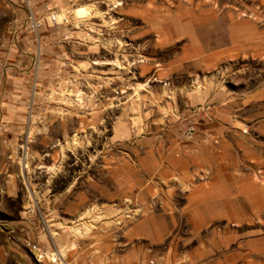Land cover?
I'll use <instances>...</instances> for the list:
<instances>
[{"label":"rangeland","instance_id":"obj_1","mask_svg":"<svg viewBox=\"0 0 264 264\" xmlns=\"http://www.w3.org/2000/svg\"><path fill=\"white\" fill-rule=\"evenodd\" d=\"M115 1L0 0V264H264V0Z\"/></svg>","mask_w":264,"mask_h":264},{"label":"bare ground","instance_id":"obj_2","mask_svg":"<svg viewBox=\"0 0 264 264\" xmlns=\"http://www.w3.org/2000/svg\"><path fill=\"white\" fill-rule=\"evenodd\" d=\"M116 2L115 0H113V3ZM89 7H90V10H92L95 14H98V15H101L102 17V13L101 11L97 8L96 5H94L93 3H90L89 4ZM104 13V12H103ZM62 16H65L64 12H60L58 15H57V18L58 20H61L62 19ZM31 25L35 28L37 27V23H35L34 19H33V16L31 15ZM102 40V39H101ZM30 141V135L27 137L26 141L24 144L21 145L22 147V153H21V161L22 163L20 164V169H19V173L20 175L22 176L23 180H24V183L26 184L27 187H29V182H28V179L27 177L25 176V172H24V166H25V162H26V159H28V151H27V147H26V143H28ZM80 138H79V135L77 133L73 134L70 139H68L65 144L62 145L61 148H68L70 150H74V148L80 144ZM88 142V141H86ZM127 163H123V166H126ZM54 169H57V168H54ZM55 171V170H54ZM28 189V188H27ZM29 190H30V187H29ZM29 197L31 198V201H33V203L35 204L36 201H35V197L34 195L32 194V191L30 190L29 191ZM253 209V208H252ZM91 208L89 209H85V214H88L90 212ZM85 228H88V227H85ZM78 229V228H77ZM47 230V229H46ZM49 234L50 233V230L48 231ZM254 251V250H253ZM257 252V251H255ZM251 253V252H250ZM254 253V252H252ZM251 253V254H252ZM58 254V257H59V260L61 261L62 264H70L69 262H66L65 259H64V252L63 251H59L57 250L56 252V255ZM256 254V253H254ZM54 256V255H53ZM52 256V257H53Z\"/></svg>","mask_w":264,"mask_h":264},{"label":"built area","instance_id":"obj_3","mask_svg":"<svg viewBox=\"0 0 264 264\" xmlns=\"http://www.w3.org/2000/svg\"><path fill=\"white\" fill-rule=\"evenodd\" d=\"M52 20L55 21V17L52 16ZM32 26V25H31ZM49 239L51 240V236H49ZM51 242H53L51 240ZM27 245L29 246V250L31 252V255H33V259L36 261V262H41L43 259H47V261L51 264H61L60 263V260H59V257H58V254L56 255V248L54 247V244L52 243V246H53V254H55L53 257H52V254L50 256L47 255V251L48 250H45L43 248H41L39 245L35 244V243H27ZM31 249H36L38 252L37 253H33L31 251Z\"/></svg>","mask_w":264,"mask_h":264},{"label":"crops","instance_id":"obj_4","mask_svg":"<svg viewBox=\"0 0 264 264\" xmlns=\"http://www.w3.org/2000/svg\"><path fill=\"white\" fill-rule=\"evenodd\" d=\"M54 232H55V234H56V231L55 230H53ZM25 232H26V234H27V236H29V237H32L33 239H38L40 242L42 241L43 243H41V246L43 247V249H45V250H52V248H53V246H52V243L54 244V247L56 248V246H58V247H60V246H62V245H64L63 243H62V240H61V242H59L60 241V239H58V238H56V237H51V240L53 241V242H51V240L49 239L48 240V236H47V234L46 235H44L43 233H40V232H37V233H34L33 231L31 232V230H25ZM62 239V238H61ZM31 256V255H30ZM29 258H31V263H26V264H39V262H36L33 258H32V256L31 257H29ZM23 264H25V263H23ZM41 264V263H40Z\"/></svg>","mask_w":264,"mask_h":264}]
</instances>
